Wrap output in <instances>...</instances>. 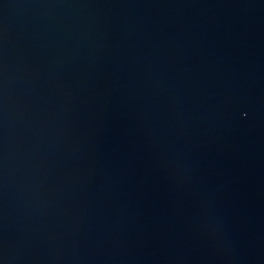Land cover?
<instances>
[{"label": "water", "instance_id": "95a60500", "mask_svg": "<svg viewBox=\"0 0 264 264\" xmlns=\"http://www.w3.org/2000/svg\"><path fill=\"white\" fill-rule=\"evenodd\" d=\"M0 264H264V0H0Z\"/></svg>", "mask_w": 264, "mask_h": 264}]
</instances>
